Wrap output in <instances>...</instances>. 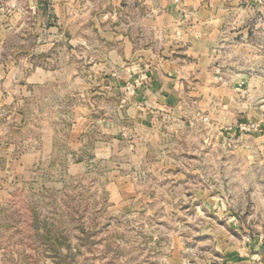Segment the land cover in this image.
I'll return each instance as SVG.
<instances>
[{
	"label": "crops",
	"instance_id": "obj_1",
	"mask_svg": "<svg viewBox=\"0 0 264 264\" xmlns=\"http://www.w3.org/2000/svg\"><path fill=\"white\" fill-rule=\"evenodd\" d=\"M261 13L264 0H0V107L16 108L18 125L47 118L63 126V137L57 128L34 136L17 156L14 145L0 149L7 186L36 180L39 189L56 188L61 142L65 175L100 163L105 186L123 190L160 138L181 139L200 124L226 129L233 83L250 62L264 71ZM127 84H136L133 93ZM160 153L173 161L169 150ZM157 165L151 161L150 174ZM215 250L230 252L228 264H246L222 242Z\"/></svg>",
	"mask_w": 264,
	"mask_h": 264
},
{
	"label": "rangeland",
	"instance_id": "obj_2",
	"mask_svg": "<svg viewBox=\"0 0 264 264\" xmlns=\"http://www.w3.org/2000/svg\"><path fill=\"white\" fill-rule=\"evenodd\" d=\"M256 18L264 22V13ZM258 75L264 79L250 62L247 76L233 83L235 108L226 129L200 124L181 139L160 138L123 190L105 186L100 163L82 175H65L61 142L56 188L39 189L34 178L26 189L16 180L9 188L8 164L0 156V264H228L230 252H216V241L246 264H264V91L257 90ZM17 112L0 107V149L14 145L17 156L32 146L30 138L55 128L63 137V126L47 118L16 124ZM162 150L173 153V161L156 157ZM151 161L158 162L153 174ZM171 164L175 171L165 169ZM181 164L184 174L176 167ZM57 236L66 243L54 242Z\"/></svg>",
	"mask_w": 264,
	"mask_h": 264
},
{
	"label": "trees",
	"instance_id": "obj_3",
	"mask_svg": "<svg viewBox=\"0 0 264 264\" xmlns=\"http://www.w3.org/2000/svg\"><path fill=\"white\" fill-rule=\"evenodd\" d=\"M49 231L47 230L46 231V234L48 233ZM47 236V235H46ZM54 242H56V243H58V244H60V243H66V239H65V237H63V236H57V237H55L54 238ZM66 247H68V244H66ZM55 251V250H54ZM56 255L61 259V258H64L63 256L62 257H60L57 253H56Z\"/></svg>",
	"mask_w": 264,
	"mask_h": 264
},
{
	"label": "built area",
	"instance_id": "obj_4",
	"mask_svg": "<svg viewBox=\"0 0 264 264\" xmlns=\"http://www.w3.org/2000/svg\"><path fill=\"white\" fill-rule=\"evenodd\" d=\"M135 85L136 84H127L126 87H125L126 92L129 93V94L133 93L134 90H135ZM202 120L203 121H206L207 120V117H202Z\"/></svg>",
	"mask_w": 264,
	"mask_h": 264
}]
</instances>
